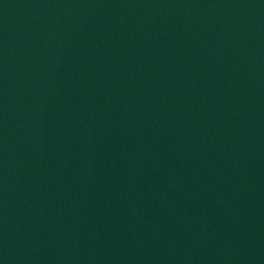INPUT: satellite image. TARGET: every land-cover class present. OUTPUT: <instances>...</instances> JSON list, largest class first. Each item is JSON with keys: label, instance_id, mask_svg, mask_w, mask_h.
Masks as SVG:
<instances>
[{"label": "water", "instance_id": "water-1", "mask_svg": "<svg viewBox=\"0 0 264 264\" xmlns=\"http://www.w3.org/2000/svg\"><path fill=\"white\" fill-rule=\"evenodd\" d=\"M264 146V0H0V264H58Z\"/></svg>", "mask_w": 264, "mask_h": 264}]
</instances>
